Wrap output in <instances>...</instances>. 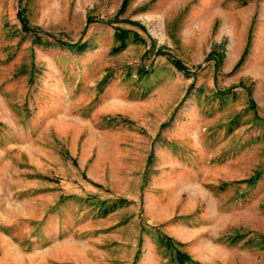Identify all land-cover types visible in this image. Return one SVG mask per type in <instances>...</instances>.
<instances>
[{
  "label": "rangeland",
  "instance_id": "1",
  "mask_svg": "<svg viewBox=\"0 0 264 264\" xmlns=\"http://www.w3.org/2000/svg\"><path fill=\"white\" fill-rule=\"evenodd\" d=\"M159 232L264 264V0H0V264H174Z\"/></svg>",
  "mask_w": 264,
  "mask_h": 264
},
{
  "label": "trees",
  "instance_id": "2",
  "mask_svg": "<svg viewBox=\"0 0 264 264\" xmlns=\"http://www.w3.org/2000/svg\"><path fill=\"white\" fill-rule=\"evenodd\" d=\"M19 17L21 18V22L23 25V28L27 31L32 33V35L34 36V38H36V41L41 43L42 40L40 39V36H38V30L35 28H32L31 26H29L28 21L23 17L22 14L19 13ZM125 32H117L116 33V37L122 41L123 37H124ZM57 43L64 47L67 48L68 50H75V51H81L84 49V43H72V44H65L64 42L61 41H57ZM172 63L173 65L183 71L185 74H189V69L178 59L176 58H172ZM257 178L256 175L254 176H250L249 178L245 179V181L249 182V183H254V180ZM114 206H112L108 211H113L114 210ZM237 237H242L237 236ZM158 241L160 243V245L166 249L169 250L171 253V261L174 264H200L197 260L193 259L188 253H186L185 251L181 250L179 248V246H181V243L178 241H175L172 237L168 236L167 234L163 233V232H159L158 235Z\"/></svg>",
  "mask_w": 264,
  "mask_h": 264
},
{
  "label": "crops",
  "instance_id": "3",
  "mask_svg": "<svg viewBox=\"0 0 264 264\" xmlns=\"http://www.w3.org/2000/svg\"><path fill=\"white\" fill-rule=\"evenodd\" d=\"M187 235H188L189 238H191L193 236H198L199 235V231L192 230V231L187 232ZM191 253H193V255L195 256V258H198L199 260H201V242L197 243L196 245H194L192 247Z\"/></svg>",
  "mask_w": 264,
  "mask_h": 264
}]
</instances>
